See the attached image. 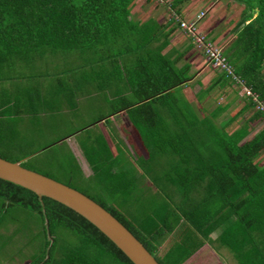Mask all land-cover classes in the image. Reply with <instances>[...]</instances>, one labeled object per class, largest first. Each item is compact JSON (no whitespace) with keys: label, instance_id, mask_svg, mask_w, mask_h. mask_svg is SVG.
<instances>
[{"label":"trees","instance_id":"1","mask_svg":"<svg viewBox=\"0 0 264 264\" xmlns=\"http://www.w3.org/2000/svg\"><path fill=\"white\" fill-rule=\"evenodd\" d=\"M183 1L171 0L175 14ZM240 2L232 39L221 48L240 82L216 67L205 90L217 81L236 93L245 85L256 101L242 94L239 108L218 121L230 103L196 113L179 91L192 77L189 64L177 65L163 45L150 46L159 23L132 18L134 0H0V156L94 199L160 264H184L203 246L212 253L207 242L218 227L217 240L237 264H264V0ZM103 90L109 109L91 123L126 113L144 148L134 165L150 180L141 187L148 194H135L137 166H119L121 147L114 143L112 150L108 143L113 134L94 131L89 122L69 133L75 132L91 169L87 177L70 149L59 161L64 179L30 164L38 149L7 153L21 148L16 137L24 116L74 109L79 96ZM240 114L243 119L228 129ZM258 120L262 124L250 133ZM10 221L25 228L16 226L12 235L28 232L24 244L34 246L26 264H134L72 208L0 177V226Z\"/></svg>","mask_w":264,"mask_h":264},{"label":"crops","instance_id":"2","mask_svg":"<svg viewBox=\"0 0 264 264\" xmlns=\"http://www.w3.org/2000/svg\"><path fill=\"white\" fill-rule=\"evenodd\" d=\"M197 1L198 0H184L180 6L181 8L180 13L175 14L170 7L171 0H134V3L131 7L130 15L132 18L138 21H143L149 18L155 19L159 23V29L154 30L155 35L153 34L154 38L151 41L150 46L158 47L159 45H163L162 52L165 53L171 59L176 58L177 65H181L183 63L189 64L192 77L188 80V82H186V84L181 85L182 87L181 90L184 96L186 97V99L191 103V105L195 109L196 113L201 115L203 112H206L205 108L204 111H200L197 103L201 104L202 102H207V101H211V102L214 101L215 105L222 102L231 104L232 102H234L236 98H239L240 104L236 105L239 108V106L243 101V96L240 90H238L237 93L235 92V87L233 85L227 84L223 81H217L208 91L205 90L206 86L212 83L215 73L217 72V69L211 67L207 63L202 48L192 41L191 39L192 37L190 35L184 32L182 27H180L177 19L179 20L194 19L196 18L197 14L203 12L201 17H199L196 21L197 30L203 33L212 42H215L217 45H219L220 48L224 49L232 39L233 27L242 7L241 2L240 0H225V3L220 2L218 4L220 0H205L204 6H197L196 5ZM208 6L214 8L208 11L209 8ZM238 7L239 10L236 13V9ZM207 13L212 14V16H210L208 19L206 16ZM150 33H152V31H150L149 34ZM165 39L167 40L165 41ZM98 93H100L105 103H107L109 92L107 90H103L100 92H91L79 96L77 98V105L79 103L80 97L88 98L89 96ZM190 94L193 95V97H195L197 94L202 99L198 98L199 100H197V103H193V101H191V99L189 98ZM64 109H68V108H64ZM48 112L54 114V112H58V111H53V112L48 111ZM118 119H120V125L117 123ZM102 120L103 119L96 121V124L100 126V130L107 137H108L107 133L113 134L114 137L113 142H111V140L108 139L110 148L113 150L115 144H118L122 149L123 147L121 145L122 138L119 137L118 132L121 131L122 129H125L126 132V130L132 128L126 113L123 110H119L109 115V122L102 123ZM85 124L82 126V128L86 127ZM74 134L75 132L67 136L73 138L77 151L81 153L83 163H80L77 157L75 158L80 166L81 174L84 177H87L91 174V169L77 144L76 138H74L75 137ZM135 143L140 148V152L141 153L144 152V148L139 138H137ZM69 146L71 145L69 144ZM82 164H84V166L87 168V170H89V172L88 171L87 173L85 172L86 170L84 169V166ZM119 166L135 167L134 161H129L128 164L121 163ZM139 173L140 171L137 173L136 171H133V176L137 179L138 175H140ZM144 181L146 183L148 182L147 185L150 184V180L147 177H145ZM219 232H220V228L218 227L215 228L210 233L211 239L207 243L211 248L212 253H210V250L206 249V247L203 246L200 252L201 254L199 256H196L193 260H189L184 264H237V261L234 258L233 254L231 253L235 261L231 259V257L221 248V246H219V245H223L217 240V236ZM167 241L168 240L165 238L164 241L165 244L158 245L160 252L162 251V248L167 244ZM21 247L23 248L27 246H23L22 244ZM24 261L22 264L27 263L26 259Z\"/></svg>","mask_w":264,"mask_h":264},{"label":"rangeland","instance_id":"3","mask_svg":"<svg viewBox=\"0 0 264 264\" xmlns=\"http://www.w3.org/2000/svg\"><path fill=\"white\" fill-rule=\"evenodd\" d=\"M220 2L225 3V0H220L218 4ZM196 5L204 6L205 0H198L196 2ZM208 7H209L208 11L214 8L211 6H208ZM238 10H239V7L236 9V13L238 12ZM206 16L208 19L210 16H212V14L207 13ZM213 43L217 45L215 42ZM217 46L220 47L219 45ZM210 66L212 67V65ZM181 89L182 87L180 86V90H179L180 94L184 95ZM196 96L193 97V95L191 94L189 96V98L191 99V101H193V103H197V100L202 99L199 97V95L196 94ZM239 101L240 99L236 98L234 102H232L229 105V107L226 108V110L221 111L218 114V116H216V119L218 121L227 119L228 116L232 114L234 110L237 109L236 105L240 104ZM197 105L200 111H204V108H205V111H209L211 110V108L214 107L215 102L207 101V102H202L201 104L197 103ZM107 109H109L108 104L105 103L100 93H98V94L89 96L88 98L80 97L79 103L77 107L74 109H64L63 108L58 112H54V114L48 111H40L34 117L30 115H26L23 117V120L19 122L18 128H17L18 135L16 137V140L19 141L21 148L20 147L13 148L11 150H8L7 153L9 155L15 154V155L21 156L30 150L38 149V151L34 154V156H32L29 159L30 164H32L33 166H35V168H38L39 170H46L48 171V173L53 174L54 176L59 177L61 179H64L65 171L63 168L59 166L60 164L59 161L63 157L64 152H67V150L70 149V151L74 154V156L79 159L80 163H83V161H82L81 153L78 152L76 149L73 138H71L70 136L64 137L65 138L64 142H60V143H59V140L62 138V136L69 134L74 129L88 122L94 131H99L100 126H98L96 122L91 123V121L101 112L107 111ZM246 114L247 112L245 113V115ZM242 119H243V115L241 114L238 115L236 119H234L227 126V128L228 129L233 128ZM117 123L120 125V119L117 120ZM261 124H262V121H259V120L255 121V123L253 124V127H251L252 130L250 131V133H253ZM118 134H119V137L122 138L121 145L123 146L122 149L120 150L119 160L121 161V163L128 164L129 161H134V158L136 155H140L139 154L140 148L135 143L138 136L132 128L126 130V132H125V129H122L121 131L118 132ZM54 139H58V142L52 143ZM69 144L71 146H69ZM260 159L261 161H264V151L260 155ZM82 165L84 166V164ZM135 165L137 166L136 163ZM84 169L86 170L85 171L86 173L87 171L89 172V170H87L85 166H84ZM132 170L136 171V173L141 171V169L138 166L136 169L134 168ZM139 174L140 175H138V178L136 180L138 191H136L135 194L136 195L148 194L150 192V189L149 191H147L146 189L145 192L144 191L142 192L141 190V187L144 188L147 186L148 182L146 183L144 181L146 176L142 175L141 172ZM120 195L121 194H119V196ZM20 223L22 222L10 221L9 223H6L0 226V232L1 234H3L2 235L3 238L2 239L0 238V246H1L0 247V264H14V263L22 264L26 258V255H28L30 252L33 251L32 250V248H34L33 245L23 247V248L21 247L22 244L23 246H26L24 242L28 240V234H29L28 232L23 233V231H21L17 234L12 235L11 231L14 228H16V226H19L21 229H25L23 226L20 225ZM219 246H221V248L231 257V259L235 261L234 258L232 257L231 252L228 250L227 247H225L224 245H219Z\"/></svg>","mask_w":264,"mask_h":264},{"label":"water","instance_id":"4","mask_svg":"<svg viewBox=\"0 0 264 264\" xmlns=\"http://www.w3.org/2000/svg\"><path fill=\"white\" fill-rule=\"evenodd\" d=\"M0 177L49 196L72 208L111 239L134 264H160L142 242L111 212L80 190L0 156Z\"/></svg>","mask_w":264,"mask_h":264},{"label":"built area","instance_id":"5","mask_svg":"<svg viewBox=\"0 0 264 264\" xmlns=\"http://www.w3.org/2000/svg\"><path fill=\"white\" fill-rule=\"evenodd\" d=\"M203 12H200L196 15V18L190 20H180L179 25L182 27L185 33L190 35L195 44L199 45L206 57L207 62L212 65V67L224 68L228 74L231 75L233 79L240 82L239 77L233 72L232 67L225 59L224 55L221 53V48L215 45L210 39H208L203 33L197 30L196 21ZM242 94L249 95L254 101H256L255 94L243 85L240 89ZM260 108H263V105H259Z\"/></svg>","mask_w":264,"mask_h":264}]
</instances>
